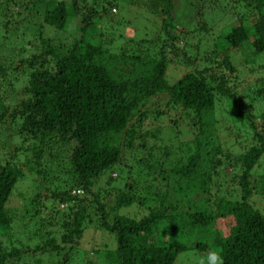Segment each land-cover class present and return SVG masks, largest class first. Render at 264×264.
I'll return each mask as SVG.
<instances>
[{
  "label": "trees",
  "instance_id": "trees-1",
  "mask_svg": "<svg viewBox=\"0 0 264 264\" xmlns=\"http://www.w3.org/2000/svg\"><path fill=\"white\" fill-rule=\"evenodd\" d=\"M34 1L28 6L21 0H0V37L4 33L0 55L12 49L6 64L17 60V27L8 28L1 10L20 17L19 43L24 36L38 38L33 53V40L18 47V57L21 49L27 51L18 59L19 68L28 73L25 82L20 84L13 75L4 78L9 66H0L4 86L20 85V97L12 105L0 93V151L14 139L13 147L6 150L16 157V162L0 161V264L40 253L53 260L49 264H67L70 251L90 225L107 233L113 243V248L104 244L93 250L103 264H174L188 249L201 252V257L210 248L221 250L224 264H264V208L253 204V198L264 199V173L252 177L264 161V122L257 123L259 117L264 121V113L255 115L251 106L264 95V83L254 85L246 100L236 89L234 75L236 64L247 65L249 71L264 68V0H235L244 12L233 7L227 18L238 14L236 25H225L215 36L209 33L205 50L196 44L192 56L185 53V43L178 47L177 39L185 41L184 36L193 31L212 29L204 22L192 30L177 25L179 11L188 14L181 0H43L41 5ZM183 1L196 5V0ZM119 4L157 17L154 34L133 38L125 32V40L116 35L113 27L119 22L111 21ZM31 6L35 14L39 12V21L28 17ZM42 29L66 35L55 41L44 37ZM166 46L182 59L173 63L182 71L173 83L165 79L170 63ZM242 48L247 52L241 53ZM237 59L241 60L237 63ZM156 97H164L166 108L186 118L192 133L191 151L165 173L156 160L160 151L188 149L182 147L175 119L168 131L154 127L142 130V137L138 134L149 117L166 113L152 107ZM218 104L228 120L214 117ZM224 122L230 127L222 125V130L230 131L233 142L239 129L250 141L232 159L215 143L216 126ZM224 162L230 170H239L232 174L238 194L210 203L212 176ZM25 173L33 178L36 190L18 216L17 208L6 207V202ZM119 174L123 177L117 181ZM144 175L166 180V190L160 195L154 192L149 202L139 189ZM42 188L47 189L43 196ZM77 189L80 194L71 193ZM110 189H115L111 199ZM45 200L53 210L49 208L51 216L42 217ZM132 204L134 216L118 213ZM25 217L38 221V228L26 236L27 241L36 238L31 247L23 244L22 229L15 232V239L9 233L15 219ZM195 230L203 240L187 244L186 234L196 235ZM33 262H37L34 257Z\"/></svg>",
  "mask_w": 264,
  "mask_h": 264
},
{
  "label": "rangeland",
  "instance_id": "rangeland-1",
  "mask_svg": "<svg viewBox=\"0 0 264 264\" xmlns=\"http://www.w3.org/2000/svg\"><path fill=\"white\" fill-rule=\"evenodd\" d=\"M21 1L29 6V4H31L33 0H21ZM181 1L183 3L182 8L183 6H185L186 9L188 10V14L187 13L184 14V12L186 11L183 12V10H180L179 11L180 14L178 16L176 15L177 21H178L177 25H181L184 28L192 30L193 28L197 27V25H200L201 22H204L206 23L207 28L209 30L212 29L211 32L210 31H207V32L193 31L195 32L194 34L193 32H191L189 33V35L184 36L185 41L181 39H177L179 48L184 45L183 43H185V45L187 46L185 48V53L186 54L188 53L189 56H192L193 53L196 55L195 48H194V45L196 44H197V48L205 50L206 46L208 45L206 38H211L210 34L215 36L214 34L217 32V30L220 31L227 24L231 26L236 25L237 23L236 20L239 15L232 14L230 16L231 19L227 18L228 9L235 7L234 11H238L239 13L244 12L242 4L240 2H236L235 0H218V2H215L214 0H203V1L196 0V5L194 7H193L194 0L192 1L189 0L193 5H190L189 3H187V1L185 2L183 0ZM34 2L37 3V0H35ZM38 3L41 5V3H43V0H38ZM143 3L144 2H141V4L139 5L142 6ZM190 7L193 9L191 11L193 12L192 14L190 13ZM13 8L17 9L16 6L12 7L10 8V12L13 10ZM197 10L199 12V15H195ZM30 11H32L33 13ZM30 11L27 12L28 17L34 16L35 20L39 21V16L37 15L39 12L35 14L34 7L32 6L30 8ZM111 12L115 13L116 11H112L111 9ZM1 13L4 16L6 15L5 16L6 18H4V21H8L9 29L12 27L14 28L15 26L17 27L16 39H17L18 45L14 46L17 60H13L6 64L5 57L7 54H9V52L12 51V49L9 48L6 53L0 55V66H3V67L9 66L5 73L4 78H8L9 76H12V75L17 76L18 80L20 81L18 82L21 84V81L25 82V79L28 73L24 69L21 70V68H19L20 65L18 63V59L20 57H23L27 51L24 49H21L20 55L18 57V47L25 46L27 45L26 43L28 41L33 40L34 46L31 50V53H33L37 48L38 38L35 34H32L31 38L28 36H24L22 38L24 42L22 41L19 43L18 42V25H19L20 17L15 16L14 14L11 15L10 13H7L3 10H1ZM117 21L119 23L114 24V27H113L116 35L122 36L125 34V32H127L128 36L130 35L133 38L150 37L154 34V32L156 31V28L159 26V22H158L159 20L157 17L150 15L148 12L144 10L135 9V8H127L122 4L118 5L117 12L114 14L113 21L111 22H117ZM175 29L177 30L178 26ZM1 32H3V30H1ZM42 32H43L44 37L53 38V40L55 41L61 40L63 35H66L65 33L64 34L62 32L56 33L55 31L53 30L50 31L49 29L46 31L42 29ZM3 34L4 33L1 34L0 40H2ZM179 36L182 37V35H179ZM122 37L124 38V40L126 39L124 36ZM122 37L119 38L117 42H119L120 39L122 40ZM197 39L198 41H196ZM121 44L123 43L120 42V44L118 45L116 44L115 46L117 47L115 48H118L119 46H121ZM164 52L166 53L167 58L170 59L169 61L170 63L165 72V79L168 83H173L182 72L181 68L173 67L174 66L173 63L177 61V58H178V62L179 60H182V59L180 58V56L173 55L171 52L167 51V46L164 48ZM244 52H247V50L245 48H242L241 53H244ZM237 54L240 55L239 53ZM197 58H199L198 55H197ZM239 60L241 59H237V63L239 62ZM13 63H15L14 65L15 67L11 65ZM197 64H201V61H198ZM235 72H234V75H235V79L237 82L236 89L239 90L240 93L242 92L241 95L246 100H249V96H251L252 90L254 89V85L260 84L261 82L264 83V68L262 69L254 68L251 71H249L247 65L243 67L240 64H236ZM12 85L13 87L9 89L10 86H4L1 83V79H0V93L1 95L4 96L5 98L4 100L7 101L10 105L14 104L15 101H18L20 97V89H19L20 85L19 84H12ZM222 106H223L222 104H218L214 110V117L216 118V120L220 122H223L226 119L228 120V116L224 108L221 109ZM251 106H252V110L255 113V115L260 116V114L264 113V95L261 98L255 101H252ZM152 107L158 108L160 110H166V113L161 115L159 118H155V119L154 117L152 118L149 117V119L143 122L142 129L139 131L138 134H141V137H142V132H143L142 130L147 129V128H154V127H160L168 131L169 130L168 126L171 124L172 120L175 119L177 125L179 124L178 127H179V130L181 131L179 138H180V142L182 143V147L185 150L188 149L187 151H184V152H181L179 150H175L173 152L164 150L165 151L164 153V151H160L161 156H157L156 160H157V163L162 164L161 165L162 171L165 173V171L169 169V167H172L175 164L181 163L182 160H184V158L186 157V155L191 151L190 139L192 138V133H191V130L188 128L189 126L186 125V121H185L186 118H184L182 115H179V117H177V115L180 113H178L175 109H172L170 107L166 108L164 106V97H159V98L156 97L155 103ZM178 118L180 119L178 120ZM260 121L264 122L261 117L258 118L257 123ZM222 125L225 128L230 127V125L225 122L223 124L221 123L220 125L216 126V136H217L216 139L217 140L215 143H219L218 146H221L222 152L225 153L227 151L228 153H230V156L232 159L236 157L239 153H241L244 147L250 144V141H247L248 140L247 137L245 138L244 130L239 129L238 131H235L238 134L234 132V134L236 135V140L233 142L232 134H229L230 131H227L228 129L222 130L223 129ZM170 133L175 134L174 132H170ZM138 134H136V136ZM11 140H14V139H11ZM11 140L0 151V161L1 162H3L6 159H11L13 162H16L15 155L12 154L11 151L9 153L6 150L8 146L13 147ZM137 142H138L137 140L134 141V143H137ZM165 154H168V158L164 157ZM127 156H128V151H125L123 153V157H127ZM17 162L19 165H21L23 163V158H19ZM126 162L129 163L130 159L127 160ZM259 164H260V167L255 168L253 170L252 177H256L264 173V161H261ZM154 170L156 171L157 169H154ZM142 172L145 173V171L143 170ZM232 174H239V170L238 169L230 170L227 162H224L220 166H218V172L217 174L212 176L210 190H208V193H207L210 203L215 201L218 197H221V196L231 198V197H235L238 194L236 180L232 179ZM119 177L120 179L118 178L117 181L121 180V178L123 177V174L121 175L119 174ZM155 179L156 178L154 177L144 175L141 178L142 182L139 183L140 184L139 189L141 190L140 194L142 195V198L146 202H149L154 198L153 196L154 192H157V194L160 195L166 190V180H160L159 178H158L159 180H155ZM98 183L101 184V181ZM116 185H117V182L114 183V186ZM35 190L36 189H35L33 178L27 173H25L14 184L11 190V193L8 197V200L6 202V207H10L11 209L17 208L15 210L18 211V216H21V211H22L21 209L24 206H26L24 205V203L28 202L26 198L28 197L31 198ZM40 191H41L42 196L47 194V189L42 188ZM114 192H115V189L109 190V196H108L109 199L112 198V196L114 195L113 194ZM253 201H254L253 203L254 206H256L257 208H261V209L264 208V199L253 198ZM49 204H50L49 200L47 201L45 200L43 202L45 209H42V211L40 209V213H39L40 216L42 217L51 216L52 213L51 212L49 213V208H51ZM41 208H44V207H41ZM51 209L53 210V208ZM135 211H136V205L132 204L130 206L120 208L118 210V213L122 215H126V216H134ZM27 216L28 214L26 215V217ZM26 217L18 218V220L15 219V222H13V226L10 229L9 233L10 234L14 233L11 238L15 239V232L17 233L19 229H22L23 244L27 245L28 247H31L35 243L36 238H33L30 241H27L26 236H28V234L29 235L33 234L34 229L38 228L37 227L38 221L36 222L37 224H35L34 221L32 222L27 221ZM23 221H25L24 222L25 224L22 223ZM45 224L47 225L46 222L44 223V225ZM89 227H87L82 233V236L79 239L77 247L70 251L71 254L67 261V264H103L102 261L97 259V256L93 253V250L97 248H102L104 244H107L108 247L113 248V243H111L110 238H108L107 233L99 231L96 227H90V228ZM51 229L56 230V233H57L56 226H51ZM195 232H196V235H193L191 232L188 231V233L186 234L187 244H191L193 242L203 240V236L199 235L196 230ZM56 238H57V235H56ZM8 240H11V239H8ZM195 252H198V257L196 256ZM41 254L42 253H40V255L38 256L37 255H34V256L29 255L27 257L24 256L20 258L18 262L13 263V264H47V263L49 264L51 263L50 261H53V260L47 259V254H43V255ZM200 254L202 253L197 251L196 249H191V250L188 249L187 251H185V254H182L181 256L177 258L174 264H196V261L200 257ZM33 257L37 259V262H33Z\"/></svg>",
  "mask_w": 264,
  "mask_h": 264
},
{
  "label": "clouds",
  "instance_id": "clouds-1",
  "mask_svg": "<svg viewBox=\"0 0 264 264\" xmlns=\"http://www.w3.org/2000/svg\"><path fill=\"white\" fill-rule=\"evenodd\" d=\"M196 264H224L221 250L210 248L205 255L198 258Z\"/></svg>",
  "mask_w": 264,
  "mask_h": 264
},
{
  "label": "built area",
  "instance_id": "built-area-1",
  "mask_svg": "<svg viewBox=\"0 0 264 264\" xmlns=\"http://www.w3.org/2000/svg\"><path fill=\"white\" fill-rule=\"evenodd\" d=\"M71 193L80 194L81 193V190L77 189V190L72 191Z\"/></svg>",
  "mask_w": 264,
  "mask_h": 264
}]
</instances>
